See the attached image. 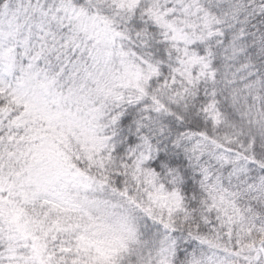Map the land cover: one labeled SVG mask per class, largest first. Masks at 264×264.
Masks as SVG:
<instances>
[{
	"label": "snow or ice",
	"instance_id": "snow-or-ice-1",
	"mask_svg": "<svg viewBox=\"0 0 264 264\" xmlns=\"http://www.w3.org/2000/svg\"><path fill=\"white\" fill-rule=\"evenodd\" d=\"M0 264H264V0H0Z\"/></svg>",
	"mask_w": 264,
	"mask_h": 264
}]
</instances>
